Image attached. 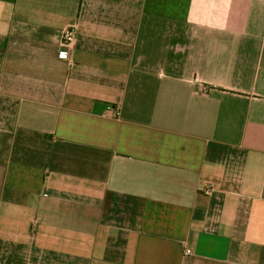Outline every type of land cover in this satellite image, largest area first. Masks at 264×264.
<instances>
[{"label":"crops","instance_id":"obj_1","mask_svg":"<svg viewBox=\"0 0 264 264\" xmlns=\"http://www.w3.org/2000/svg\"><path fill=\"white\" fill-rule=\"evenodd\" d=\"M0 264H264V0H0Z\"/></svg>","mask_w":264,"mask_h":264},{"label":"built area","instance_id":"obj_2","mask_svg":"<svg viewBox=\"0 0 264 264\" xmlns=\"http://www.w3.org/2000/svg\"><path fill=\"white\" fill-rule=\"evenodd\" d=\"M78 33V24H73L71 26H69L68 28H66V30L64 31L63 34V38H62V47L60 49V55L61 56H67L68 55V48L73 44L76 36ZM206 188H204V191H209L208 186H205ZM194 231H191V237L193 236ZM185 254L186 255H190L192 253L191 248L187 247L185 249Z\"/></svg>","mask_w":264,"mask_h":264}]
</instances>
